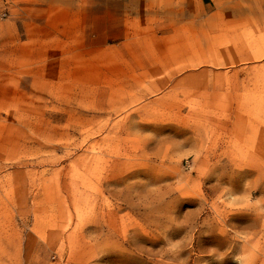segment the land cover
Instances as JSON below:
<instances>
[{"label":"rangeland","instance_id":"rangeland-1","mask_svg":"<svg viewBox=\"0 0 264 264\" xmlns=\"http://www.w3.org/2000/svg\"><path fill=\"white\" fill-rule=\"evenodd\" d=\"M0 264H264V0H0Z\"/></svg>","mask_w":264,"mask_h":264}]
</instances>
